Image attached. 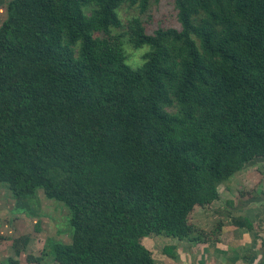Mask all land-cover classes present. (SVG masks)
Wrapping results in <instances>:
<instances>
[{
  "label": "trees",
  "instance_id": "16d2710c",
  "mask_svg": "<svg viewBox=\"0 0 264 264\" xmlns=\"http://www.w3.org/2000/svg\"><path fill=\"white\" fill-rule=\"evenodd\" d=\"M6 2L0 184L72 217V243L33 263L155 264L144 239L189 240L194 208L264 159V0H174L175 26L151 33L139 17L160 0ZM127 47L148 48L140 65Z\"/></svg>",
  "mask_w": 264,
  "mask_h": 264
},
{
  "label": "rangeland",
  "instance_id": "374dc122",
  "mask_svg": "<svg viewBox=\"0 0 264 264\" xmlns=\"http://www.w3.org/2000/svg\"><path fill=\"white\" fill-rule=\"evenodd\" d=\"M6 1L0 0V28L9 16ZM173 1L160 0L139 17L145 22L146 32L175 26ZM138 14L139 9L128 4L119 10L124 24ZM147 49L127 47L129 64L140 65ZM218 194L220 200L205 208L196 207L189 215V224L194 227L189 240L157 235L144 239L155 264H232L229 259L233 257L243 261L245 254H253L258 242L264 247V159L248 165L228 184L220 185ZM36 201L33 213L22 211L10 189L0 184V264H38L31 259L42 257L50 240L72 243L69 210L62 203L49 200L43 191L38 193ZM228 201L233 202L231 208L226 205ZM241 217L252 222V232L231 226L233 218ZM27 239H30L27 249L18 254L15 243L19 242L24 250ZM222 248L224 255L219 253ZM167 249H172L174 257L166 253ZM257 257L254 264H264L260 255ZM43 264L55 263L52 258H46Z\"/></svg>",
  "mask_w": 264,
  "mask_h": 264
},
{
  "label": "crops",
  "instance_id": "0c3cea01",
  "mask_svg": "<svg viewBox=\"0 0 264 264\" xmlns=\"http://www.w3.org/2000/svg\"><path fill=\"white\" fill-rule=\"evenodd\" d=\"M249 232V231H248ZM264 239V238H263ZM260 240V239H259ZM263 245V244H262ZM219 253H221V255H224L225 251H224V248L220 249L219 250ZM228 254V253H227ZM219 255V256H221ZM260 255L261 259H263L262 261H264V247L263 246H260V242H258V244L256 245V248L253 249V254H245L244 256V259L243 261L240 260L239 258L236 259V257H233L231 259H229V261L232 263V264H254L255 260L258 258L257 256ZM239 260V261H238ZM228 261V263H229ZM249 261V262H247Z\"/></svg>",
  "mask_w": 264,
  "mask_h": 264
}]
</instances>
